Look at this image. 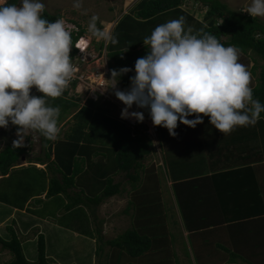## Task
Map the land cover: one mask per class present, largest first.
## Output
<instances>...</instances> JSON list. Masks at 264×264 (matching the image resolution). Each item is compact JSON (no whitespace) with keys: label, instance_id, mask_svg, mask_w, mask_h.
<instances>
[{"label":"clouds","instance_id":"9594fccd","mask_svg":"<svg viewBox=\"0 0 264 264\" xmlns=\"http://www.w3.org/2000/svg\"><path fill=\"white\" fill-rule=\"evenodd\" d=\"M7 1L0 2V128L7 129L10 123L18 126L14 148L24 146L25 138L33 133L57 139L60 108L49 106L48 98L61 97L64 92L79 107L89 99L96 101L108 118L112 115L125 123L132 137L152 143L160 127L176 136L178 122L195 128L206 116L215 129L227 135L237 127L254 126L264 112V104L253 98L251 73L239 62L241 50L224 46L203 30L193 34L190 27L185 28L183 16L158 25L144 38L142 47L148 53L136 60L134 71L128 67L111 71L109 44L118 40L111 35L112 26L108 31L97 27L98 16L91 17L88 31H84L61 15L55 21L44 18L42 0H19L18 5ZM184 2L187 0L181 5ZM189 2L201 5L198 0ZM82 3L73 0V7L80 9ZM245 12L264 17V0H250ZM65 20L78 30L69 32ZM116 23L112 22L113 27ZM82 49L98 56L89 64L101 72L92 80L86 78L87 83L76 92L72 56ZM130 71L131 81L123 84L119 77ZM36 90L43 95L35 96ZM143 112L158 127L153 137L142 130ZM133 119L136 123H131ZM27 163L47 167L44 162Z\"/></svg>","mask_w":264,"mask_h":264},{"label":"trees","instance_id":"16d2710c","mask_svg":"<svg viewBox=\"0 0 264 264\" xmlns=\"http://www.w3.org/2000/svg\"><path fill=\"white\" fill-rule=\"evenodd\" d=\"M183 1L184 0H141V5L137 6L134 15L138 19L148 20L160 13L168 12L169 10L178 14L179 6ZM198 1L206 7L204 15L206 26L200 30H194L193 34L200 33L201 30H203V32L214 35L224 46H236L241 50V54H250L253 60V65L251 67L252 73L255 74L256 69L260 66V71L256 73V81L254 85L251 86L253 98L264 104V21L259 17H251L249 14L239 13L236 10L230 9L220 0ZM18 2L19 0H8L6 4L18 5ZM42 16L49 21H55L60 18V14H51L47 11H44ZM218 20L222 21L218 23ZM147 53L148 48L146 46H143L141 49H137L135 46L123 50L112 49L109 53L110 70H119L128 67L134 71L136 60L146 56ZM258 60H261L263 64H259ZM133 71L122 75L119 77V80L123 84L129 83L131 81L130 78L133 77ZM36 92L35 96L43 95L37 90ZM48 104L49 106L60 108L58 120L65 116L67 117L68 114H71L70 118L72 119L70 120L71 124H69L68 129L63 133L62 139L59 138L61 133L58 134V138L54 141L48 140L39 133H36L40 138L41 150L48 162L44 163L50 168L46 197H53L59 194L64 195L67 200L66 204L63 206L65 211H70L81 205L87 207L91 216V221L95 224L93 230L96 237V245L99 246V252L104 251L105 246L109 245L111 249L110 258L113 257L114 262L115 260L119 262L120 258H124V261L128 259L126 264H155L154 261L157 256L155 249H157L162 242L158 235L152 234L151 232H149L148 235L144 234L141 229L145 223L149 225L154 223V215L158 217L161 209L160 205L164 201L162 198L163 192L158 181H156V185H154L153 188H145V192H152L150 195L149 193H142V195L133 194L131 200L128 202L127 210H124V212L129 213L130 210H133V221H135V226L125 228L117 237L108 240H105L102 222H100L98 217V206L107 198L121 193L120 183H114L112 178L108 179L104 188L95 196L86 195L81 191H70L76 186V176L81 172L80 162L83 154L86 153L85 147H87V145L99 144L103 146L104 144H108L112 146L116 149L115 159L118 167L122 171L130 173V171L137 170L141 167L140 162L142 158L149 153V144L145 142V138L132 137L131 129L124 123H111L110 125H106L107 122H112L113 119H109L99 104L94 100L89 99L83 107H79V103L76 100L69 99L66 96V92H64L61 97L48 98ZM203 120L204 122L201 124L203 127L201 128L206 132H210L214 139L210 142L226 141L223 142V151H226L227 158H230L234 154L233 150H230V145L233 144L236 148L240 147L238 149L244 153L252 151L254 148H250L249 146L251 139H255L259 134H264V112L261 113L260 119L254 126L245 127L240 131L239 129H234L227 135L215 129L214 126L209 123V117L205 116ZM17 127L18 126L13 125L11 132L16 133ZM212 131L221 134L222 139H217L215 133ZM56 143H60L57 148ZM50 149L53 150L54 158L58 161L57 163L55 159V162H50L52 156ZM27 153L28 147L25 144L20 148H14L13 143L6 144L0 150L1 175H7ZM254 153H256L258 158L260 157L261 152L257 151L256 146ZM248 158L252 159L253 156L249 155ZM28 161L33 162L30 159ZM64 161V167H68L66 172L61 171L57 167ZM53 163H56L57 166ZM218 174L220 175L215 177L216 184L219 186L217 188L218 193L226 187L235 188L247 184H250L252 187L257 185L255 172L249 166L230 170L225 169ZM223 179L228 180V183ZM190 182L191 181H187L186 179L174 183L175 194L178 195L181 202H183V199H181L182 194L180 191L184 192L185 185ZM221 183L225 185L221 186ZM157 195L160 197L159 200H157ZM158 205L159 207L156 208ZM196 207L198 206L191 203V211H194L195 214L199 212ZM211 210L214 212L213 209ZM212 212L200 213L197 219L205 221L207 219L206 216L210 217ZM136 214H138L141 219H139ZM146 215L149 217L147 222L143 221V217ZM7 230L10 236L7 239L0 235V248L9 251L12 256L9 260L0 262V264H60L47 256L46 241L42 233L37 234L36 258L30 260L26 258L23 252L21 239L18 237L16 230L11 226L8 227ZM129 260L130 262H128Z\"/></svg>","mask_w":264,"mask_h":264},{"label":"rangeland","instance_id":"374dc122","mask_svg":"<svg viewBox=\"0 0 264 264\" xmlns=\"http://www.w3.org/2000/svg\"><path fill=\"white\" fill-rule=\"evenodd\" d=\"M225 3L230 9L236 10L239 13L248 14L245 12L247 7L250 4V0H220ZM0 2H4V0H0ZM45 4V11L51 14H60L63 17H66L76 23L79 24L84 31H88V25L90 19L93 15L99 17L97 21V27L107 31L112 26L111 35H114L118 43L117 44H109L110 49L119 50V49H130V47L135 46L140 48L144 43L143 40L148 32L152 33V31L163 23H166L173 19H178L180 16H176L175 14L162 13L159 14L155 19H149L146 21H141L137 19L134 15V12L137 10L138 0H83L82 7L80 9H75L73 7V0H42ZM191 3V2H189ZM19 4V2H18ZM141 3L138 4L140 6ZM184 5L187 7V3L184 2ZM195 13L203 10L205 12V7H201V5L196 4ZM197 19L187 25L185 21V28H191L194 30H200L206 26V24L202 21V14L199 16H195ZM259 17V16H258ZM262 21H264V17H259ZM117 20V25L113 27L112 22ZM153 23H151V21ZM150 21V22H147ZM221 20L218 21V23ZM77 26V25H76ZM136 42V43H135ZM96 45L100 44V42L94 41ZM99 47V46H98ZM97 47V48H98ZM104 61V58L101 59ZM239 62L246 66L247 70L251 73V84L253 86L256 81V73L260 71V66L256 69V73L253 74L251 67L253 65V60L250 54H240ZM259 64H263L261 60H258ZM93 69H95L93 67ZM97 71H100L101 68H96ZM109 82V80H107ZM69 97V96H68ZM113 105V104H112ZM114 106V105H113ZM71 114H68L67 117H63L58 120V127L60 128L61 135L68 129L69 124H71ZM189 119H194L195 116L188 117ZM70 119V120H69ZM69 120V121H68ZM12 124H9L8 128H0V150L8 143H13L15 139H17L16 133L11 132ZM182 131L186 130L187 127L184 125ZM59 136L62 137V136ZM58 138V136H57ZM194 143H199L197 138L193 139ZM182 143V141H179ZM24 144L28 147L27 159H36V157L41 154L43 155V151L40 149V141L36 133H33L32 136H28L25 138ZM60 143H56L57 146ZM187 146V144H185ZM184 145L181 146L184 149L180 155L174 156V158L184 161L187 164V148ZM59 147V146H58ZM86 148V147H85ZM171 144L165 145L163 148L157 146L153 148V150L147 154L146 157H143L142 162L145 167L141 172L142 184L147 187H154L156 180L158 179L161 190L167 189L171 187L173 180L171 178V171L174 172H186L187 167L183 166L180 162L172 163L171 159H169V155H173L171 153ZM51 151V159L54 158L53 150ZM94 151L93 149L91 152ZM62 152V149H61ZM107 154V151H104ZM94 152H92L93 154ZM114 150L112 151L113 156ZM105 154V155H106ZM104 155V156H105ZM198 155L192 156L191 158L194 160ZM198 158H201L199 156ZM114 159V158H113ZM113 159L106 162V160L100 155L94 154L92 157V165L97 162L96 168H100L98 172H95L94 175H90L87 169H84V166L81 164L80 168V176H76L75 187L70 190L74 192H82L89 196H95L100 193V191L104 188L106 183V176H114L115 181H121L123 186L125 185L127 190L123 194L115 195L110 198H107L102 204L98 206V217L100 222H102V229L104 231L105 240L113 239L117 237L125 228L134 227L135 223L131 218V213H125L124 210H127V204L131 200L130 195V183L127 180L125 173H118L116 168H112ZM105 160V161H104ZM56 163L58 162L55 159ZM54 161V162H55ZM26 162H20V165L25 164ZM56 163H53L57 166ZM64 162H61L57 167L66 172L68 167H64ZM115 164L118 166L117 161L115 160ZM154 169L157 177L152 178L150 174V170ZM86 170V171H85ZM116 170V171H115ZM171 170V171H170ZM170 171V172H169ZM105 172V173H104ZM104 173V174H103ZM112 173V174H110ZM101 174L104 175V178L101 179ZM170 174V175H169ZM48 175V176H47ZM90 175V176H89ZM49 176H50V168L46 167V169H40L36 167L33 163L27 167H21L16 169L10 179L0 180V235L5 238H9L10 234L7 230L8 227H13L18 237L21 239L23 237H27L28 239L36 237L35 234L38 232H42L45 240L48 238L49 242L46 246L50 256L60 264H126L127 260L124 261V258H120L119 262H117L113 257L110 258V246L104 245V251L99 252V249L96 245V237L93 234L94 240H85L81 244H77L72 236L73 231H78L79 233L85 232V226H90L91 228H95V224H92L91 216L87 207L81 205L80 207H76L73 210L65 211L64 210V201L67 202L66 197L62 194L51 197H46V191L49 185ZM48 180V183H47ZM171 202L168 200H164L161 203V209L159 211L158 217L154 215V223L151 225L145 223L142 227V232L144 234H152L158 235L160 237V241L162 242V247L159 249H155L157 253V257L155 258V264H196L198 260V250L196 249L197 257L194 254V258L187 248V257H179L178 253L175 251V247H180L181 254L185 255L184 248L185 244L183 240H181L180 231L174 233L172 231V227L174 226V222L170 223L172 217L176 219V213L173 205L171 206ZM159 205L156 207L158 208ZM167 208V209H166ZM17 212L13 219L9 217L12 212ZM24 210L30 215L39 216L41 220H36L35 223L31 224L32 227L23 228L24 225H28L33 220L29 219L28 214L21 213L20 211ZM22 211V212H24ZM132 211V210H130ZM46 216V218L44 217ZM6 218H9L7 221H4ZM149 217L146 215L143 217V221L147 222ZM66 228L67 232L63 233L59 226ZM93 225V227H92ZM179 228V224H177ZM44 228V229H42ZM141 228V227H139ZM87 234V232H85ZM84 234V233H83ZM180 237V238H178ZM32 244V248L36 249L35 243L37 242V238L34 240ZM94 242V243H93ZM192 242V240L190 241ZM157 245V244H156ZM78 247V249H77ZM30 249V248H29ZM98 249V251H97ZM78 250V251H77ZM75 253V256L72 254ZM102 253V254H101ZM100 255V256H99ZM11 254L7 250H3L0 248V262L7 261L11 258ZM29 256V255H28ZM233 259L236 264H240L236 257L229 258ZM130 262V260L128 261ZM249 263V260H248Z\"/></svg>","mask_w":264,"mask_h":264},{"label":"crops","instance_id":"0c3cea01","mask_svg":"<svg viewBox=\"0 0 264 264\" xmlns=\"http://www.w3.org/2000/svg\"><path fill=\"white\" fill-rule=\"evenodd\" d=\"M140 2L141 0H138V3L136 5L138 6ZM195 5V3H189V0H187V7L183 4L179 6V13H174L176 16H183L187 25L191 24L194 19H197V17L195 16H199V14H202V21L206 24V21H204L205 12L203 10H200V12L195 13L197 15H194V13H192L194 12V10H196L194 7ZM201 7H203L202 4ZM165 13L174 14L171 10ZM157 17L158 15L151 19L153 20ZM152 20H150L151 23H153ZM146 35L150 36L151 33L148 32ZM111 50L112 49H110V51ZM109 118L116 120V118H114V116L112 115H110ZM114 120L112 122H107L106 125H110L111 123H123L120 121L118 122V120ZM183 126V124H180L178 122V127L175 129L177 135L174 137L169 135V132L166 128L159 126L160 130L157 140L154 143L146 142L147 144H149V153L153 150V148L157 146H161L163 148L165 145L171 144V153L173 155H169V159H171L172 163L180 162L183 166L187 167L186 172L183 173H173L170 170L171 175H169L171 176L173 183L171 187L162 191V198L164 200L170 201L174 207L176 219L172 217L170 223L174 222V226L172 227V231L174 233L180 231L181 240H183L185 244L184 252L186 256H183L181 254L180 247L178 246L174 248L175 251L179 254V257L184 258L187 257L188 248L189 252L194 258V254L197 257L196 249L194 248L195 245L198 250V260L196 264H236L233 259L232 261L231 259H229L234 257L237 258L240 264H264V134H259L258 137H255V139H251L249 146L250 148H254V150L252 151H247L244 153L238 149L240 147L236 148L233 144L230 145V150H233L234 154L230 158H227L226 151H223V142H226L225 140H221L220 142L214 141L213 143L210 142L214 139L212 138L210 132H206L201 128L203 127V125L201 124H198L195 128H191L185 125L187 129L182 131V129L184 128ZM244 128L245 127H237L235 129H239L240 131ZM212 132L215 133L217 139H222L221 134H217L214 131ZM62 138L63 135L62 137H60V139ZM194 138H197L199 140V143H194ZM180 140L182 141V143L179 142ZM185 144H187V146H185ZM182 145L187 148V164L185 163V160L180 161L174 158V156L180 155V153L184 150L181 148ZM255 146L257 151L261 152L259 158L256 156V153H254ZM92 149L94 150L92 151L94 152L93 154L91 152ZM85 150L86 153L83 154L80 163H82V165L84 166L83 170L89 169L88 172L91 173L90 175H94V173L98 172L100 169L96 168L98 167L97 162H95L93 165L91 163L94 154L100 155L106 160V162L114 158L112 161L111 169L114 167L116 168V170H118L119 174L120 172L125 173L127 180L130 183V193H132V195H142V193H149L150 195V193H152L144 191L147 186L142 184L141 172L145 168L143 166L142 160L140 162L141 167H139L137 170H132L130 171V173H127V171H122L115 164L116 149L112 146L108 144H104L103 146L99 144H92L87 145ZM113 150L114 153L112 156L111 154ZM104 151H107V154ZM196 155H198V157L201 156V158L197 157L193 160L191 157ZM249 155H252L253 158H248ZM31 160L42 163L46 161L44 153L43 155L39 154L36 159L33 158ZM20 162L26 163L20 165ZM27 162V156H23L18 161V164L15 165L7 175L0 176V180L2 181L5 179H10L12 173L16 169L29 166ZM37 165L40 169L44 168L45 166V164L40 163H37ZM246 166H249L254 170L257 178V185L251 187L250 184H247L242 187L237 186L235 188L230 186L231 188L226 187L224 190L218 193L217 188L219 186L216 184L215 177L220 175L218 174L220 173V171L222 172L225 169L230 170L243 168ZM150 171L152 178L157 177L156 173L154 172V169H151ZM103 174H101V179L104 178ZM77 176H80V173ZM110 178L113 179L114 183H120V189L122 190L120 194H123L125 191H127V193L129 192L126 186H123V183L121 181H115L114 176H106L105 185L107 184V180ZM186 179L187 181L191 182L185 185L184 192L180 191V193L182 194L181 199H183V202H181L178 198V195L175 194L176 191L174 189V183L180 180L184 181ZM223 180L228 183V180ZM156 181L159 180L157 179ZM223 185L225 184L221 183V186ZM46 191H44V194L46 193ZM132 195H130V199L132 198ZM159 199L160 197H158L157 195V200ZM63 203L65 205L66 201H64ZM191 203L198 206L196 207L199 211L198 213L195 214L194 211H191ZM211 209H213L214 212H212ZM22 211L20 212L25 214L27 213L25 211ZM17 212L19 211L16 210L15 213L12 212L9 216L11 217L10 219H13V216ZM205 212L212 213L210 214V217L206 216L207 219L205 221L198 220L197 218L200 213ZM130 213L131 218L133 219V210L130 211ZM136 216L141 219L138 214H136ZM28 217L29 219L32 218L31 220H33V222H30L28 225H24L23 228H27L28 226L32 227L30 225L35 223L37 219L41 220L39 216H35L34 214H28ZM44 217L46 218V216ZM8 219L9 218H6L4 221H7ZM2 223L3 222H1L0 225ZM177 224H179V228ZM85 227L86 229L84 231L87 232V234L85 232L79 233L78 231H73L72 233V236L77 244H82L83 242L85 244V240H94L93 228H91L89 225ZM58 228H61L63 233L67 232L66 228H63L61 226H59ZM38 233L40 234L42 232ZM37 234H35L36 237L31 239H28L27 237H23L22 239L20 238L21 246L27 259L33 260L36 258L37 250L35 248H32L33 246L31 243L35 242L34 240L37 238ZM191 240L192 242H190ZM45 241L47 246L49 242L48 238ZM161 245L160 247H162ZM46 254L48 257L52 258L47 248ZM72 256H75V253H73ZM56 262L58 261L56 260Z\"/></svg>","mask_w":264,"mask_h":264},{"label":"built area","instance_id":"2783aa9c","mask_svg":"<svg viewBox=\"0 0 264 264\" xmlns=\"http://www.w3.org/2000/svg\"><path fill=\"white\" fill-rule=\"evenodd\" d=\"M64 23H65V27L67 28L69 32L71 31L76 32L78 30L76 25H74L73 23H70L69 21H66V20L64 21ZM97 59H98V56L96 57V55L93 52L92 53L86 52L83 49L82 51L79 50L76 53V55L72 56V63L75 69L72 81L76 80L77 82L76 88H75L76 92H78L87 83L86 78H89L90 80H92L91 78L97 72V70L96 69L93 70L89 63H91L90 62L91 60H97ZM95 63H98V61ZM143 114L145 118L143 122H140L142 130L145 133H147L149 136L153 137L154 134L157 132L158 127L153 125L150 114H146L144 112ZM136 121H137L136 119H133L131 123H134V122L136 123Z\"/></svg>","mask_w":264,"mask_h":264}]
</instances>
